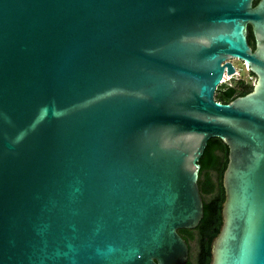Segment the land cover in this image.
<instances>
[{
	"label": "water",
	"instance_id": "obj_1",
	"mask_svg": "<svg viewBox=\"0 0 264 264\" xmlns=\"http://www.w3.org/2000/svg\"><path fill=\"white\" fill-rule=\"evenodd\" d=\"M211 136L208 264H264V0H0V264H185Z\"/></svg>",
	"mask_w": 264,
	"mask_h": 264
},
{
	"label": "trees",
	"instance_id": "obj_2",
	"mask_svg": "<svg viewBox=\"0 0 264 264\" xmlns=\"http://www.w3.org/2000/svg\"><path fill=\"white\" fill-rule=\"evenodd\" d=\"M257 0H253L255 4ZM247 41L254 47V37L251 26H247ZM249 73L255 74L249 70ZM253 81L242 77L230 81H222L217 85L214 98L227 102L234 97L251 90ZM207 146L200 155L198 171V186L203 200V215L194 228H178L177 231L188 244L196 243L194 255L190 253L185 264H208L210 261V243L217 234L221 224V206L224 200L222 185L223 171L228 161V146L218 136L207 139Z\"/></svg>",
	"mask_w": 264,
	"mask_h": 264
},
{
	"label": "rangeland",
	"instance_id": "obj_3",
	"mask_svg": "<svg viewBox=\"0 0 264 264\" xmlns=\"http://www.w3.org/2000/svg\"><path fill=\"white\" fill-rule=\"evenodd\" d=\"M232 62L235 67L238 68V73L230 76V77H224V81H230L234 78L242 77V78H249V70L246 69L245 65L243 64L242 60L240 59H232ZM196 251V243L195 241H191V251L190 253L194 255Z\"/></svg>",
	"mask_w": 264,
	"mask_h": 264
},
{
	"label": "built area",
	"instance_id": "obj_4",
	"mask_svg": "<svg viewBox=\"0 0 264 264\" xmlns=\"http://www.w3.org/2000/svg\"><path fill=\"white\" fill-rule=\"evenodd\" d=\"M236 73H238V68H237V67H235L234 73H233L232 75H234V74H236ZM232 75H231V74H227V73L224 71V73H223V77H222V78L224 79V77H230V76H232ZM246 79H247V80H250V81H254L255 76L249 73V78H246Z\"/></svg>",
	"mask_w": 264,
	"mask_h": 264
},
{
	"label": "flooded vegetation",
	"instance_id": "obj_5",
	"mask_svg": "<svg viewBox=\"0 0 264 264\" xmlns=\"http://www.w3.org/2000/svg\"><path fill=\"white\" fill-rule=\"evenodd\" d=\"M190 251H191V244H189V256H190Z\"/></svg>",
	"mask_w": 264,
	"mask_h": 264
}]
</instances>
